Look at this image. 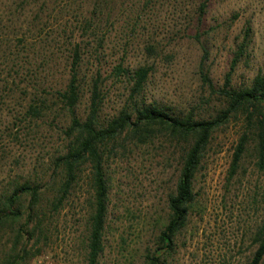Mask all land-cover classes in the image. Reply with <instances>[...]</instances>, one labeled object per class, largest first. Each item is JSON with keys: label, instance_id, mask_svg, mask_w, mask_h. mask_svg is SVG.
I'll return each instance as SVG.
<instances>
[{"label": "trees", "instance_id": "1", "mask_svg": "<svg viewBox=\"0 0 264 264\" xmlns=\"http://www.w3.org/2000/svg\"><path fill=\"white\" fill-rule=\"evenodd\" d=\"M23 2L30 10L24 27L16 28L20 47L16 44L12 61L14 76L28 83L24 90L30 100L18 114L28 125L58 121L64 144L50 157L47 170L30 174L0 195V230L23 220L3 264H19L38 255L40 250L32 251L29 242L46 235L48 229L43 226L66 207L84 178L89 188L86 264H99L111 205L109 161L120 151L131 152L161 137L180 152L181 164L167 195V220L155 246L146 248L145 264H172L168 256L177 250V236L189 222L195 181L215 133L232 119L242 118L244 130L230 176L237 173L251 140L264 169V68L250 83H234L238 66L251 55L254 31L250 21L236 38L223 83L212 76L211 48L205 42L215 31L206 26L212 0H195L183 23L176 22L173 40L188 37L202 49L197 74L203 93L196 104L179 105L161 100L152 89L157 62L173 57L153 35L145 39L144 25L139 24L160 0ZM61 4L63 8L58 9ZM124 5L129 8L122 9ZM237 17L234 14L232 20ZM31 53L40 58L39 64L31 61ZM112 86L123 89V98L110 112ZM253 239L257 246L247 264H262L264 219Z\"/></svg>", "mask_w": 264, "mask_h": 264}, {"label": "rangeland", "instance_id": "2", "mask_svg": "<svg viewBox=\"0 0 264 264\" xmlns=\"http://www.w3.org/2000/svg\"><path fill=\"white\" fill-rule=\"evenodd\" d=\"M23 1L0 0V195L30 174L47 170L50 157L64 144L58 121L28 125L18 114L30 100L24 90L28 83L14 76L12 61L16 44L20 47L16 28L24 27L30 10V6L23 7ZM194 1L178 4V0H160L139 21L141 27L144 25V38L153 35L167 45L173 57L158 61L152 77L156 96L173 104L194 105L203 93L197 74L200 44L188 37L173 40L176 22L183 23ZM17 3L21 8L17 9ZM234 14H238L235 21ZM248 20L254 31L251 55L238 66L234 76L237 85L250 83L264 68V0H212L206 26L215 27V31L205 42L211 48L209 62L218 83L224 81L234 43ZM31 61L39 64L40 58L31 53ZM112 87V101L107 106L110 112L123 98V89ZM243 130V119L235 118L215 133L195 181L196 199L189 222L177 236V250L168 256L172 264H247L256 250L253 236L264 219V169L258 164L253 140L237 173L230 176ZM180 164V152L165 137L131 152L120 151L110 159L111 205L99 264H145L146 248L155 246L167 220V195L175 186ZM88 197L84 178L66 207L43 226L48 229L46 235L29 242L32 251L40 250L38 255L19 264H86ZM22 223L0 230V264L6 261ZM22 242L26 244L25 236Z\"/></svg>", "mask_w": 264, "mask_h": 264}]
</instances>
